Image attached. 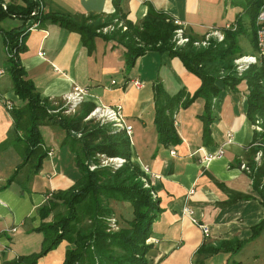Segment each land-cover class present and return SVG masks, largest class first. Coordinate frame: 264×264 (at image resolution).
Segmentation results:
<instances>
[{
	"label": "crops",
	"instance_id": "1",
	"mask_svg": "<svg viewBox=\"0 0 264 264\" xmlns=\"http://www.w3.org/2000/svg\"><path fill=\"white\" fill-rule=\"evenodd\" d=\"M145 2L179 20L185 35L195 39L210 28L221 31L241 12L239 6H232L227 0H122L124 19L139 24L145 14ZM39 4L43 12L95 14L102 19L113 17L114 10L112 0H39ZM12 20L15 23L9 29L33 24L31 20ZM111 24L96 31L107 32L113 28ZM120 25L121 21L117 23ZM24 46L19 62L25 75L51 104L64 105L66 96L77 87L84 92L79 107L84 103L92 104L93 109L119 106L123 124L130 126V160L142 171L147 186H152L161 208L147 238L150 248L145 254L146 264H192L201 244L249 236V227L263 217L264 211L247 171L241 167L247 159L252 160L258 149L251 142L253 126L243 112L244 80L236 85L235 92L224 91L215 99L209 124L211 144L201 143L197 115L202 105L195 100L175 112L173 124L180 142L165 147L157 144L151 84L159 80L165 92L173 94L179 89L192 93L200 83L176 57L150 50L124 71L125 48L115 40L96 36L88 53L77 33L49 20L28 30ZM4 53L0 35V148H4L1 142L11 126L5 103L19 104L9 74L4 77ZM248 53L246 50L245 56ZM40 132L51 154L42 160L29 191H21L15 182L1 188L7 177L0 174V264L1 260L10 261L40 249L42 234L33 230L40 221L37 207L46 201L50 191L69 187L78 175L69 150L59 145L62 133L47 125L40 126ZM253 147H257L254 153ZM7 153L4 148L0 159ZM260 158H264V149ZM184 207L207 225L206 235L190 222L182 211ZM66 247V242L61 241L35 264H60ZM203 264H264V228L236 252L207 256Z\"/></svg>",
	"mask_w": 264,
	"mask_h": 264
},
{
	"label": "trees",
	"instance_id": "2",
	"mask_svg": "<svg viewBox=\"0 0 264 264\" xmlns=\"http://www.w3.org/2000/svg\"><path fill=\"white\" fill-rule=\"evenodd\" d=\"M121 1L112 0L113 17L102 19L95 14L84 16L43 12L39 0H20L19 3L0 0V22L5 18H18L37 22L41 26L45 20H49L77 33L88 53L93 49L96 36L115 40L125 48L124 71L133 66L137 57L150 50L176 57L200 83L192 93L179 89L173 94L165 92L159 80L151 84L153 124L160 146L167 147L180 142L173 124L174 114L195 100H199L202 105L197 115L201 123V143L211 144L209 124L213 103L224 91L235 92L241 80L246 84L244 116L252 126H259V130L252 128L251 142L261 138L264 140V83L260 65L250 62L244 71L237 74L233 64L234 58L244 54L239 37H246L256 48L254 22L264 0H227L232 6H239L241 12L231 24L222 28L221 41L210 38L208 45L202 48L192 45L195 40L193 36H187L185 43L176 46L173 36L176 25L166 12L147 2L139 24L125 20ZM113 18L116 22H113ZM119 21L122 25L117 26ZM111 23V30L96 31ZM27 32V28L4 30L0 26L6 71L11 79L12 92L19 99V104L8 110L11 126L3 141L11 137L23 143L22 159L1 188L15 182L21 191H29L33 176L40 170L42 160L49 155V148L44 145L40 132L42 125L55 127L62 133L59 145L69 150L78 175L68 188L50 191L46 201L37 207L40 221L33 230L42 234L40 249L27 255H18L10 261L1 260V264H35L39 257L54 249L61 241H65L67 247L60 264H146L145 254L150 244L145 240L161 208L159 199L152 194V186L144 185L142 171L130 160L128 136L123 129L113 127L108 122L85 119L93 109L89 103L81 104L79 110L70 115L61 114V109L51 111L55 109L53 104L39 95L19 62ZM256 148L253 147L251 152L254 153ZM99 158H119L122 161L115 170L107 167L89 169V163L93 164ZM244 166L248 169L252 190L257 194L264 211V184L261 183L264 158L257 165L247 159ZM110 201L127 203L130 208V216L122 219L118 229L112 232L106 231L105 224L107 216H114ZM81 218L86 219L85 226L81 225ZM263 228L264 215L249 227L247 238L219 240L213 245L201 244L195 251L192 264H203L207 256L236 252L246 242L255 239Z\"/></svg>",
	"mask_w": 264,
	"mask_h": 264
},
{
	"label": "built area",
	"instance_id": "3",
	"mask_svg": "<svg viewBox=\"0 0 264 264\" xmlns=\"http://www.w3.org/2000/svg\"><path fill=\"white\" fill-rule=\"evenodd\" d=\"M173 24L176 25V28L174 30L175 33V38L174 42L175 44L182 45L188 40L187 35H185L183 31V26L182 23L179 20H172ZM255 31H254V37H255V49L256 52L254 55H246L244 57H238L234 59V63L237 64L236 70L238 71L237 73L240 74L242 72V69L244 68L243 62H252V63H258L261 68L262 72V79L264 83V1L260 5L256 16H255ZM37 22H33V24L30 27H27V30L31 29L32 27L36 26ZM105 28H102V30H105ZM213 38L217 42L221 41L223 38V33L220 30L210 28L201 38L195 39L192 41V45L198 48L206 47L209 43V39ZM3 50L5 51V48L3 46ZM40 54V53H39ZM133 84L135 86H140V83L137 81H133ZM84 92L83 90L74 87L71 92L66 96V102L69 104H75V102L80 101L83 98ZM12 107V104L10 102L5 103V108L6 110H9ZM91 113H98L97 115L98 118H100L101 121H105L111 124V126L116 127V128H121L125 131L126 135L129 137L130 134V126L123 124L122 118H121V112L120 108L117 105H112V106H105V107H95L90 111L89 114ZM255 130H259V126L254 125L253 126ZM255 144L257 145L258 149L254 153V156L252 158V161L257 165L260 163V157H261V151L264 149V140L263 138L257 139ZM219 150L217 154H220ZM48 154H51V150L48 151ZM210 157V156H208ZM207 157V158H208ZM114 161H119L121 162L122 160L119 158H114L112 159ZM241 167L244 168L248 172V169L246 166L243 164ZM146 171V170H145ZM264 181V177L262 178ZM145 181V179H142ZM147 186V184H144ZM182 211L189 216V220L192 224L196 225V227L201 231L203 235H206L208 233V228L207 225L204 223L199 222L194 216L191 215V211L188 207H184Z\"/></svg>",
	"mask_w": 264,
	"mask_h": 264
},
{
	"label": "rangeland",
	"instance_id": "4",
	"mask_svg": "<svg viewBox=\"0 0 264 264\" xmlns=\"http://www.w3.org/2000/svg\"><path fill=\"white\" fill-rule=\"evenodd\" d=\"M12 19H14V18H6L5 20H3L0 23L1 28L4 30L9 29L12 26V24L15 23V21H13ZM172 20H174V19H172ZM173 36L175 38L174 31H173ZM239 44H240V46L244 52L246 50H248L249 53L246 54L247 56L255 54L256 49L254 48V46H252V44L248 41V39L246 37H244V36L239 37ZM175 45L181 46L178 44H175ZM244 56H245V54H244ZM244 56H240V57H244ZM236 58H238V57H236ZM236 58H234V59H236ZM249 63L250 62H243L242 63V64H244V68L242 69V71H244L247 68ZM233 64H234L235 69H236L237 64H235L234 61H233ZM6 66H7V61L5 58L3 66H2L3 70H4V77L8 76L7 75L8 73L6 71ZM81 100L75 102L74 105L69 104L67 102L64 103V105H59V104L52 105L53 108H55V109H53L51 111L56 112V111H58V109H61V111H60V112H62L61 114H65V115L73 114L79 110V108H80L79 104H80ZM75 107H76V109H74ZM97 114L91 113L85 119H88V118L92 119L93 118L95 121H98V120L100 121V118H98L99 115H97ZM45 129H46V127H45ZM45 129H42V130L44 131ZM1 146H4V148L6 149V152H8V153L5 157L0 159V174H2L3 177L4 176L8 177V175L14 169L15 165L22 159L23 143L21 140H14L13 138L10 137V138H7L5 142L3 141ZM4 148H0V150H1L0 152H2ZM47 156H49V155H47ZM120 164H121V162H119V161H114L112 159L99 158L93 164L89 163V169L94 170L98 167H107L110 170H115L116 168H118L120 166ZM146 183H147V181L145 179L144 184H146ZM153 196H154V194H153ZM110 202H111L110 204L113 208V215L114 216H110V215L107 216L105 218V224H106V231L112 232V231H116L118 229V227H119L118 223L121 224L122 219L128 218L130 216V211H129L130 208H129V205L127 203H123V202L114 203L112 201H110ZM86 224H87L86 219L81 218V225L85 226ZM145 242L147 243V239L145 240Z\"/></svg>",
	"mask_w": 264,
	"mask_h": 264
}]
</instances>
